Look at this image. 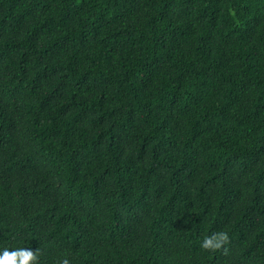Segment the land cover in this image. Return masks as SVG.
Listing matches in <instances>:
<instances>
[{
	"label": "trees",
	"instance_id": "16d2710c",
	"mask_svg": "<svg viewBox=\"0 0 264 264\" xmlns=\"http://www.w3.org/2000/svg\"><path fill=\"white\" fill-rule=\"evenodd\" d=\"M4 247L264 264V0H0Z\"/></svg>",
	"mask_w": 264,
	"mask_h": 264
},
{
	"label": "clouds",
	"instance_id": "9594fccd",
	"mask_svg": "<svg viewBox=\"0 0 264 264\" xmlns=\"http://www.w3.org/2000/svg\"><path fill=\"white\" fill-rule=\"evenodd\" d=\"M220 239H226V236L221 235ZM212 244L211 239H205L202 246L209 247ZM219 246L217 241L214 245ZM37 255L35 252L26 247H15V248H0V264H36ZM61 264H69L67 259L61 261Z\"/></svg>",
	"mask_w": 264,
	"mask_h": 264
}]
</instances>
